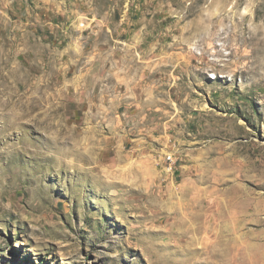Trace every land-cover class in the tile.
Returning a JSON list of instances; mask_svg holds the SVG:
<instances>
[{"label": "rangeland", "instance_id": "obj_1", "mask_svg": "<svg viewBox=\"0 0 264 264\" xmlns=\"http://www.w3.org/2000/svg\"><path fill=\"white\" fill-rule=\"evenodd\" d=\"M0 264H264V0H0Z\"/></svg>", "mask_w": 264, "mask_h": 264}, {"label": "bare ground", "instance_id": "obj_2", "mask_svg": "<svg viewBox=\"0 0 264 264\" xmlns=\"http://www.w3.org/2000/svg\"><path fill=\"white\" fill-rule=\"evenodd\" d=\"M26 104V103H25ZM34 105V104H33ZM37 107V106H36ZM35 107V108H36ZM28 107L27 106H25V108H24V111H22L21 113H20V115H25V113L28 111V109H27ZM29 109H30V107H29ZM30 111V110H29ZM19 114V113H18ZM206 197V196H205ZM190 206V205H189Z\"/></svg>", "mask_w": 264, "mask_h": 264}]
</instances>
